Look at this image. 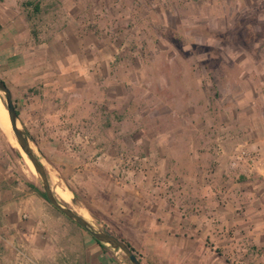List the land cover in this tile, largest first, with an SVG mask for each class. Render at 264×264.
Wrapping results in <instances>:
<instances>
[{
  "label": "crops",
  "instance_id": "crops-1",
  "mask_svg": "<svg viewBox=\"0 0 264 264\" xmlns=\"http://www.w3.org/2000/svg\"><path fill=\"white\" fill-rule=\"evenodd\" d=\"M0 24L2 80L12 91L19 123L49 178L69 193V207L95 223L114 221L144 236L201 244L195 237L210 231L211 211L204 214L207 222L200 223L195 214H182L164 194L152 204H147V194L140 195L153 188L144 179L154 171L175 173L171 190L181 187L188 195L197 188L196 172L207 170L210 178V170L217 172L219 166L229 172L228 154L219 156L214 148L229 123L227 106L213 101L201 74L192 65L182 73L155 60L151 66L123 63L112 47L114 52L96 46L85 53L84 37L78 34L75 47L65 32L36 45L29 21L17 19L7 26L0 19ZM159 55L164 58V53ZM236 137L243 140L241 133ZM120 149L147 156L136 181L125 166L119 179ZM245 176L225 180L235 191L240 186L243 193H252L251 202L244 203L250 206L237 214L248 220L246 235L264 251V208L256 205L261 200L255 189L259 182ZM164 184L158 187L161 193ZM35 186L16 181L0 165V264L21 263V250L39 264H116L88 231L69 221ZM240 207L237 200L227 207L220 203L215 215L224 219ZM252 264H264V253Z\"/></svg>",
  "mask_w": 264,
  "mask_h": 264
},
{
  "label": "rangeland",
  "instance_id": "rangeland-1",
  "mask_svg": "<svg viewBox=\"0 0 264 264\" xmlns=\"http://www.w3.org/2000/svg\"><path fill=\"white\" fill-rule=\"evenodd\" d=\"M26 1L39 4L40 10L27 9L24 6ZM0 19L7 26L17 19L29 21L36 45L65 32L73 47L77 46L74 40L78 34L84 37L85 53L91 54L96 46L109 52L116 49V55L123 63L141 61L151 66L155 60L164 67L180 68L182 73L192 65L201 74L205 86L210 87L213 101L224 102L227 106L229 123L223 127L234 137L237 133H241L243 139L249 137L252 147H256L255 144L263 147L264 0H0ZM161 52L164 58L159 55ZM2 75L0 70L1 79ZM0 98L5 105L6 96L2 91ZM227 150L228 162L232 149ZM129 153L134 157L131 178L136 181L137 173L149 160L146 159L144 164L136 157L143 159L147 158L146 155ZM26 160L21 149L0 128V165L16 181L33 182L44 191L40 176L31 172ZM121 162L117 155L119 179L124 167ZM223 167L219 166L211 178L207 170L196 172L193 182L197 188L189 195L181 187L171 190L172 182L178 177L175 173L162 176L154 171L144 179L153 187L140 194H147V204L155 203V198L164 194L167 201L181 209L182 214L193 213L200 223H206L204 214L212 212L211 229L206 237H195L201 244L189 246L180 238L144 236L114 221L90 222L96 228L132 242L143 264H252L264 251L257 248L251 236L246 235L244 223L248 220L237 214L245 213L250 204L244 203L251 202L252 193H243L240 186L236 191L231 189L225 176L238 175L230 171L233 170L231 167L229 172ZM249 179L259 182V188L255 189L260 192L261 200L256 205L264 208V177L255 173ZM50 180L57 195L58 182L54 178ZM162 183L167 186L161 193L158 187ZM205 184L210 187L206 189ZM177 196L180 200L176 201ZM235 200L242 207L224 219L215 215L220 203L227 207ZM209 202L216 203L215 207ZM258 218L262 219V216ZM108 253L116 264H131L122 250L109 247Z\"/></svg>",
  "mask_w": 264,
  "mask_h": 264
},
{
  "label": "water",
  "instance_id": "water-1",
  "mask_svg": "<svg viewBox=\"0 0 264 264\" xmlns=\"http://www.w3.org/2000/svg\"><path fill=\"white\" fill-rule=\"evenodd\" d=\"M0 91L4 92L6 96L5 107L7 108L9 114L13 132L19 144L21 145V148L28 155L37 171V174L40 176L48 202L59 209L68 218L75 221L78 225L88 231L100 243L106 244L108 247L113 249L122 250L130 260L131 264H143L138 255L127 245L125 240L119 238L117 235L107 230L96 228L94 224L83 218L71 207L65 206L61 203L60 199L53 191L49 174L44 164L34 152L27 132L19 123V114L13 100L12 91L7 83L1 78Z\"/></svg>",
  "mask_w": 264,
  "mask_h": 264
},
{
  "label": "built area",
  "instance_id": "built-area-1",
  "mask_svg": "<svg viewBox=\"0 0 264 264\" xmlns=\"http://www.w3.org/2000/svg\"><path fill=\"white\" fill-rule=\"evenodd\" d=\"M250 138L238 139L234 137L228 129H223L221 133L217 136L215 141V153L219 156H225L228 152V147H230V167L236 171L238 176L241 175H261L264 177V156L262 155L261 147H252L250 143ZM264 153V152H263ZM121 165L126 168H132L133 158L130 153L126 151H121L119 154ZM140 162L144 161L147 158H138ZM215 169H211L210 173L213 174ZM19 259L21 263L19 264H39L36 260L31 258V256L25 251L21 250L18 252ZM22 259V260H21Z\"/></svg>",
  "mask_w": 264,
  "mask_h": 264
},
{
  "label": "bare ground",
  "instance_id": "bare-ground-1",
  "mask_svg": "<svg viewBox=\"0 0 264 264\" xmlns=\"http://www.w3.org/2000/svg\"><path fill=\"white\" fill-rule=\"evenodd\" d=\"M0 128L2 129V132L5 133L7 138L10 139L11 141L13 140L15 142V144L18 146V148L21 149L22 153L24 154V156L27 159L26 161H28V164L30 166L31 172L34 173V174H37V171H36L32 161L30 160L28 155L21 148V145L19 144L18 140H16L17 138H15L14 135H13L14 132H13V129H12L11 121L9 119V114H8L7 108L5 107V105H4L3 101L1 100V98H0ZM57 195H59V198H61L63 201L70 200L69 193L67 194L62 189H58L57 190Z\"/></svg>",
  "mask_w": 264,
  "mask_h": 264
},
{
  "label": "trees",
  "instance_id": "trees-1",
  "mask_svg": "<svg viewBox=\"0 0 264 264\" xmlns=\"http://www.w3.org/2000/svg\"><path fill=\"white\" fill-rule=\"evenodd\" d=\"M24 6H25L27 9H29V8H34L36 11L40 10V6H39V4L34 3L33 1H26V2H24ZM1 29H2V25L0 24V30H1ZM34 188H36V189L38 190V192L41 193V194L45 197V199L47 200V198H46V194H45L44 191L38 189L36 186H35ZM47 201H48V200H47ZM118 237H119V236H118ZM119 238H120V237H119ZM121 239H123V238H121ZM124 240H125V239H124ZM98 242H99V241H98ZM125 242L127 243V245H128V246H129L134 252H136L135 247H134L130 242H128L127 240H125ZM99 244L102 246V248H103L104 250H106V251L109 250V247H108L106 244H103V243H100V242H99Z\"/></svg>",
  "mask_w": 264,
  "mask_h": 264
}]
</instances>
